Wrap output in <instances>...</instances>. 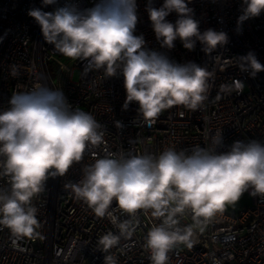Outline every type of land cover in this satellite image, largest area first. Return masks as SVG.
I'll return each mask as SVG.
<instances>
[{
  "label": "clouds",
  "instance_id": "clouds-1",
  "mask_svg": "<svg viewBox=\"0 0 264 264\" xmlns=\"http://www.w3.org/2000/svg\"><path fill=\"white\" fill-rule=\"evenodd\" d=\"M57 0H42L43 5ZM191 0H163L146 5L152 28L162 48L172 49L179 39L194 50L196 43L211 55L228 44L224 31H200ZM237 32L245 21L264 13V0H242ZM177 14L175 22L166 18ZM28 15L40 26L45 41L63 57L86 61L87 70L103 69L106 77L119 70L124 77L126 100L135 102L138 114L149 126L173 106L189 110L202 107L215 73L195 62L178 64L166 55L145 47L143 35H135L138 23L136 0H100L94 7H58L52 12L30 9ZM219 56L213 57L216 61ZM240 71L255 77L264 71L254 52L235 57ZM19 69L12 66L14 78ZM243 82L224 84L221 91H241ZM122 127L120 122H116ZM101 125L90 113L73 109L61 88L38 83L27 91H14L9 107L0 111V177H8L10 188L0 189V226L15 240L34 238L40 227L32 200L45 191L49 178L63 177L86 150L103 141ZM222 130L211 136L210 146L195 145L188 154L166 149L151 154L107 156L83 169L78 183H66L77 199L84 201L98 218L106 215L119 229L130 233V221H119L109 211L113 201L122 213L135 216L139 210L162 218L147 233L145 247L151 264H167L168 253L179 244L192 247V226H181L180 217L190 211L197 227L209 223L227 206L235 205L247 192L264 198V143L235 141L225 152ZM120 236L108 232L98 244L108 251ZM104 264H116L105 256Z\"/></svg>",
  "mask_w": 264,
  "mask_h": 264
},
{
  "label": "built area",
  "instance_id": "built-area-1",
  "mask_svg": "<svg viewBox=\"0 0 264 264\" xmlns=\"http://www.w3.org/2000/svg\"><path fill=\"white\" fill-rule=\"evenodd\" d=\"M99 2L57 0L56 4L45 6L42 0H0V111L9 107L14 91H27L43 83L61 88L73 109L79 107L90 112L103 133L99 146L86 150L83 159L74 163L65 176L49 178L45 191L33 198L40 223L38 235L15 240L7 228L0 226V264H104L105 256H112L116 264H151L146 236L162 218L152 217L151 210H139L134 217L129 216L113 201L109 211L119 221H130L131 225V234L120 235L110 217H96L64 185L82 180L83 169L96 159L159 156L169 148L190 154L195 145L210 146L212 134L219 130L223 146L216 149L218 153L227 151L235 141L264 143V71L251 77L240 71L234 60L252 51L264 64V13L245 21L238 33L242 0H191L189 7L194 10L201 32L211 28L224 31L229 37L227 45L207 55L199 42L191 51L179 39L174 48H162L146 11L149 0H136L139 19L135 35H143L147 49L178 64L195 62L215 73L201 108L193 111L173 106L162 111L149 126L138 114L137 103L129 104L127 109L123 107L126 91L119 70L115 76L106 77L103 69L87 70L86 61L69 58L68 63L61 61L62 55L45 41L40 26L28 15L33 8L45 12L65 6L88 9ZM162 4L163 0H152L154 7ZM166 19L174 23L177 14L173 12ZM216 56L219 57L214 61ZM13 65L19 69L15 78L10 75ZM75 68L79 70L76 80L72 78ZM235 80L243 82L241 91H221L222 85H231ZM117 121L122 127L116 125ZM9 188L8 177H0V189ZM180 224L193 227L192 247L175 246L168 253L167 264H264V198L250 196L248 206L237 211L226 209L200 227L195 225L191 212L186 211ZM108 232L120 239L105 252L98 240Z\"/></svg>",
  "mask_w": 264,
  "mask_h": 264
},
{
  "label": "rangeland",
  "instance_id": "rangeland-1",
  "mask_svg": "<svg viewBox=\"0 0 264 264\" xmlns=\"http://www.w3.org/2000/svg\"><path fill=\"white\" fill-rule=\"evenodd\" d=\"M59 58L61 59V61L68 63L69 60L68 58L63 56H60ZM52 74H54V72H52ZM78 76H79V70L77 68L73 69L72 78L76 80ZM249 204H250V196L247 193H245L235 205H229L227 206L226 209L231 211H237L244 206H248Z\"/></svg>",
  "mask_w": 264,
  "mask_h": 264
}]
</instances>
